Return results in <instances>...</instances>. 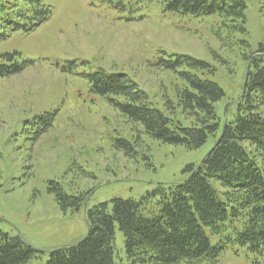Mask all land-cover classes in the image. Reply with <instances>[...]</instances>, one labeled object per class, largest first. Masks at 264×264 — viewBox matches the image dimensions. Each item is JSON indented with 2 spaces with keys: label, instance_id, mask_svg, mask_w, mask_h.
I'll return each mask as SVG.
<instances>
[{
  "label": "rangeland",
  "instance_id": "1",
  "mask_svg": "<svg viewBox=\"0 0 264 264\" xmlns=\"http://www.w3.org/2000/svg\"><path fill=\"white\" fill-rule=\"evenodd\" d=\"M39 1L50 8V19L0 40V55L16 53L17 63L26 62L20 73L0 78V231L39 252L28 264H46L51 251L83 240L87 210L114 199L139 201L159 184L181 182L184 171L200 165L215 145L214 137L195 150L150 139L141 125L92 91L91 74L125 75L153 108L187 127L176 89L186 85L181 73L190 69L164 67L188 56L214 69L193 72L224 93L215 104L220 130L243 108L254 106L264 117V106L255 99H240L244 57L264 45V0H242L245 36L225 29L218 15L187 17L159 4ZM117 140L131 144L133 158L116 149ZM208 181L225 202L226 189ZM51 183L79 198L77 207L62 211L48 192ZM204 231L216 245L220 238ZM113 246V264H131L117 226ZM257 260L245 247L228 243L214 264H264Z\"/></svg>",
  "mask_w": 264,
  "mask_h": 264
},
{
  "label": "trees",
  "instance_id": "2",
  "mask_svg": "<svg viewBox=\"0 0 264 264\" xmlns=\"http://www.w3.org/2000/svg\"><path fill=\"white\" fill-rule=\"evenodd\" d=\"M133 3L159 4L163 11L193 18L218 15L225 29L247 34L242 0ZM50 17V8L39 0H0V40L9 32L29 33ZM239 42L248 47L247 42ZM16 56L0 55V78L25 68L26 62L20 65ZM244 59L248 80L240 99H255L264 106V45ZM183 64L190 71L181 73L187 83L176 93L177 105L190 121L187 127L153 108L146 94L125 75L99 70L88 79L94 93L106 98L130 122L141 125L150 139L195 150L214 137L210 153L197 167H188L179 183L159 184L139 201L114 199L87 210L88 231L84 239L51 251L46 264H113L115 226L123 235L126 258L131 264H214L228 243L245 247L264 261V117L254 106L243 108L220 130L215 104L224 93L218 85L193 72L206 70L211 74L214 69L188 56H177L164 68L176 71ZM115 147L127 158H133L129 142L117 140ZM208 179L218 181L226 189L225 202L217 197ZM48 192L64 212L78 205L79 198L64 193L57 183H51ZM205 227L220 238L216 245L210 244ZM36 253L39 252L19 237L10 238L0 231V264H28Z\"/></svg>",
  "mask_w": 264,
  "mask_h": 264
},
{
  "label": "water",
  "instance_id": "3",
  "mask_svg": "<svg viewBox=\"0 0 264 264\" xmlns=\"http://www.w3.org/2000/svg\"><path fill=\"white\" fill-rule=\"evenodd\" d=\"M246 81H247V76H246V78H245V82H244V86H243V90H242V92H244Z\"/></svg>",
  "mask_w": 264,
  "mask_h": 264
}]
</instances>
